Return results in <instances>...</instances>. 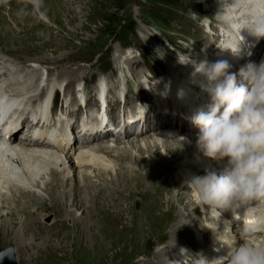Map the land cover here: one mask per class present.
<instances>
[{
    "label": "rangeland",
    "instance_id": "rangeland-1",
    "mask_svg": "<svg viewBox=\"0 0 264 264\" xmlns=\"http://www.w3.org/2000/svg\"><path fill=\"white\" fill-rule=\"evenodd\" d=\"M0 1H5L4 3H0V66L6 69H10V66L17 67L18 64L22 63V65L27 64V68L25 67L23 72H31V66H34L39 69L38 72H35L39 76L44 75L47 76V78L59 77L65 78V80L69 78L72 80L81 79L82 81L84 79L79 75L74 74V76L70 77L72 71L71 66L73 67L76 65L79 69H85L82 75L85 76L87 80H91L87 83L88 87L95 86L96 79L103 77L108 85H111V82L120 80V88L123 89L125 87L127 88L128 81L131 82V84L133 80L137 83L139 78L145 77L147 79L155 71H160L161 68L163 70L165 68L168 72V62L171 59L170 54L174 52L173 50L181 49L184 50V52L193 51L195 55L199 56V59H195L196 61L202 60L206 57L204 54L211 51L206 50L204 44L200 45V40L202 41L204 39L203 31L200 26V16L203 17L204 13L206 14V12L208 13L210 10L215 13L214 0H17L14 5L10 3L11 0ZM157 15L160 17H156ZM211 23L214 28L216 22L211 20ZM225 32L228 33L229 31L226 29ZM158 48L163 52V58L157 53L156 49ZM4 54L9 58L7 59ZM167 58H169V60ZM38 62L43 63L40 65ZM69 67L71 71H68ZM117 67H120L121 77L115 74V71L117 72ZM29 68L31 70H28ZM107 68H109V71H107ZM192 68L194 69L193 65L191 66V70H193ZM62 70H64L65 73H61L63 72ZM23 72H20L19 75L26 74V72ZM32 76L35 77V74L30 73V75L26 77H29L30 80ZM3 78L4 77H2V80ZM38 80L43 79L38 78ZM62 80L64 79H61V81ZM150 80L152 83L155 82L154 79ZM70 81L68 83H70ZM38 83L40 82H36L35 85H38ZM40 85L42 84L38 86ZM67 87L69 90L71 89L70 92L75 91L73 86L67 85ZM41 92L43 93V91ZM151 92L155 93L154 87L151 88ZM80 109H78V111ZM132 129L135 128L132 127ZM151 131H147L144 135L138 137L140 131L132 130L131 133L124 135L120 140L125 143L130 141V143L128 142L129 145L133 142L138 144L141 140L136 141L137 137L145 140L152 137V135L154 136L157 132L155 130ZM181 133L185 136H192V134H194L193 132L191 133V131H181ZM108 137L109 136L101 137L96 141L101 142L102 140L109 139V141L112 142V140L118 139ZM92 142H95V140ZM79 150L81 149H77L78 153ZM65 152L67 153V151ZM150 154V152H138L132 155L128 152L122 154V151H112L111 154L108 155L111 159L102 157L101 160L97 157V161L100 160L101 165H109L111 162H114L115 165H118L119 170L116 171V169H113L111 170L112 172L115 171V174L119 172L121 175L128 173L129 175V171L134 172L137 167L136 169L131 168L129 171H126L123 169L120 170L121 165L129 162L133 164L134 162V164L138 166L139 163H142L139 159L144 160L146 156L149 158ZM178 154H182L179 149H177L176 156H178ZM65 155H67V158L71 156H69V154ZM77 155L78 154H75V158L71 160L76 161ZM116 156H119L120 159ZM147 157L145 161L148 159ZM194 157L195 156H191L190 158L186 157L184 161L193 159ZM113 159H116L117 162ZM67 161L65 166H67ZM145 161L141 165L146 169L148 175L150 173L152 178L153 172L149 171L148 165H145ZM119 163L122 164L120 165ZM77 167L78 172L76 175H78L79 170L82 172L84 170L83 174L85 173V169L82 166L77 165ZM182 167L184 169H182ZM60 169L61 168H59V170ZM179 171H182V173L184 172V174L186 172L189 175H193L191 173L195 172L188 171L187 165L183 164L180 166ZM61 172L60 174H62ZM135 172H138V174L141 172L140 176H142V178H145L143 176L147 174L145 171ZM98 173V169L88 168L87 176L90 178L89 180L94 183L98 182L97 184L99 185L100 181L99 178H97L99 176ZM187 174L184 175L185 178H188L189 175ZM46 175L49 176V173L47 172ZM162 175L165 177L166 173ZM159 176L160 172H158L155 177L158 179ZM151 178L149 179L151 180ZM144 180L145 179L140 180L141 182L138 184V187L135 185L137 190L134 188L135 186H133L131 188L134 189H130L131 191L129 193L123 192L122 189L128 186L123 185L121 189L116 192L117 196L111 198L112 201L111 199L103 200V198H105L103 194L96 198L94 205L91 203L94 202V198L86 197L84 192L81 194V191L78 193L74 191L75 196L73 197L59 195L60 198L53 200L50 192H44L40 187L36 186V188L33 186L32 190L35 189L33 190L34 192L44 197L41 199L42 201L40 200L41 205L45 202H51L55 207H50L51 209H41L42 207L40 204H35L32 205L30 207L31 210H29L26 207L22 208L20 205L10 208L0 205V213L13 212L15 214L13 216L15 219L14 221L17 220L15 225H0V251L7 247H14L17 252L18 264H136L139 260L145 261L148 257H154L158 251L164 249L163 247L166 248L169 245V247L174 245L173 243L171 244L170 241L169 243L163 240L166 242L155 247L161 242L160 240L165 234L168 235L169 231L172 238L176 237L175 239L180 240V244H177V246H179L178 248L180 250L186 249L187 252L189 251L190 253H187L188 255L185 256L182 255L176 262L181 264L183 260L192 261L193 258L190 255L196 253L197 258H194L192 264H200L198 259L199 254H203L201 250L205 249V247L193 244L197 239L193 241L187 235L191 233V228L193 232H195L202 227L201 225L194 224V222L199 216H203V219L206 217L203 215L205 213L204 210L202 208H199L200 211L198 209V211L195 210L196 212H194L192 218L189 217V221H192L188 224L191 226L186 224L188 227H185L184 231L177 232L178 228L172 225L174 218L172 215H168L167 210L170 207L167 195L170 194V196L175 197L176 192H168L167 190L171 187L167 186V190L157 193L158 189L155 190L157 182L155 183V181H153V183L148 185L146 182L144 183ZM116 182L118 183V181ZM47 183L44 184L47 186ZM71 183L72 181H69V185ZM17 184L20 183L17 182ZM21 184H23L22 186H29L28 183V185L26 183ZM172 184H174V182ZM181 184L180 182V185ZM11 185L12 184L4 186L0 184V190L11 194L15 188ZM182 186L185 188L183 184ZM107 187L113 189L114 185L108 184ZM185 190L189 192L190 189L188 190V188H186ZM92 191L93 195L96 194V189ZM146 192H148V194H146ZM125 193V198H120V200L118 195L121 196ZM189 193L196 202L193 194L191 192ZM16 194L20 195L21 192L18 191ZM154 194L161 195L160 197L154 198L157 200V208L152 204H148L149 197L153 198L152 195ZM77 196L82 202L83 207L87 210L84 215L81 211L82 208H80L81 205L77 203ZM188 200L189 199H187V201L183 200V203L179 202V207L184 209V203H188ZM62 201L63 205L61 204ZM35 208L42 211H36ZM186 209L187 210L184 212L188 211V208ZM33 212L36 213V216L40 215V220L36 224L34 222L32 224L29 222L30 216L34 214ZM67 212L75 213V215L78 214L79 216L82 214L85 220L80 221L78 219L77 222H73L72 217H68ZM199 212H201V214H199ZM219 212L223 213L224 211L220 210ZM224 214L225 213H223V215ZM210 215L209 216L213 218L212 214ZM224 216L225 218L227 217L226 214ZM90 218L93 220H90ZM10 219L11 217L8 218L9 221ZM117 221L118 223H116ZM44 226L46 227L45 229ZM196 232L198 233V231ZM133 234L134 237H132ZM258 235L256 234L254 236ZM201 238L202 237H200V239ZM132 242L133 244H131ZM142 245H144V247H142ZM174 246L176 247V245ZM122 248L124 249L122 250ZM136 250L142 252L146 258H142L144 257L142 256L137 260L136 256L138 252ZM126 253L128 255H126ZM176 254L174 255L175 257ZM167 257L168 256H166V258ZM162 261H158L157 258L154 257V261H145L143 264H162ZM169 261L170 264H172V259Z\"/></svg>",
    "mask_w": 264,
    "mask_h": 264
},
{
    "label": "bare ground",
    "instance_id": "bare-ground-1",
    "mask_svg": "<svg viewBox=\"0 0 264 264\" xmlns=\"http://www.w3.org/2000/svg\"><path fill=\"white\" fill-rule=\"evenodd\" d=\"M4 2L5 1H0V3H4ZM208 14L210 15L211 20L213 22H216V23L218 22V19H217V16L215 13H208ZM236 15H237V13L233 9L228 10V14H227L226 19L228 22L229 21L231 22V25H234L236 23L235 22ZM216 23L214 25L215 27L213 28L216 31V33L214 34L213 37H215L217 35L218 29H217ZM224 25L227 26V30L229 31L230 29H228L229 28L228 23H224ZM230 37L232 39H234L235 35L233 33H231ZM207 39L211 40L210 37H207ZM232 39H230L229 41H231ZM203 53H204V51H203ZM41 63H43V62H38V64L42 65ZM26 65L27 64H25V66ZM28 65H30V64H28ZM191 66H192V64H191ZM31 67L30 68L32 69L33 73L39 71V69L37 67H34V66H31ZM30 68L28 70H31ZM71 68H72V71L70 70V67L68 68V71H71L70 77L74 76V74H76V75L81 76L82 79H84L82 81H85L86 77L82 75V73H83V71H85V69L84 70H83V68L79 69L78 67H76V65H74L73 67L71 66ZM19 69H20V67H19ZM129 69H130V67H129ZM0 71L2 72V73H0V76L6 74L7 71H13L15 74L14 77H12L11 80L8 82L9 86L11 88H15V89L10 90L11 92H9L8 90L5 89L6 93L8 92L10 95L22 96L23 92H24L23 88L29 87V89H30V88L34 87L35 83L37 82V79H38L37 78L36 80H33V79L29 80L28 77H26V76L30 75L29 72H27V71H24V72H26L25 75L24 74L19 75L18 74L19 73L18 67H15V66L14 67L10 66V69H6L5 67L0 66ZM62 71L63 72H61V73H65L64 70H62ZM51 73H52V71H51ZM78 73H80V74H78ZM141 75H143V74H141ZM16 76H17V78H16ZM61 79L65 80V78H59L58 77L57 81H61ZM68 80L69 81L71 80L70 83L67 84L69 86H73L77 81V80H72L70 78ZM46 81H47L46 82L47 87L52 82H54L52 77L47 78ZM165 82H166V89H168L170 92L175 91L177 93L178 90L183 89V87L177 88V87L173 86L169 78H166ZM26 84H27V86H24ZM155 84H154L155 88L158 92H162V90H164V87H162L161 84H157V83H155ZM125 88H123V89H125ZM47 89L48 88H43L42 91H43L44 95L47 93V91H46ZM70 90H69V92H70ZM43 93L42 92L31 93L29 95L27 101L28 102H34L36 100H39ZM119 100H120L119 97L118 98L115 97L114 104L118 105ZM91 101H92V98H91ZM132 101H133V99L129 98L128 102L131 103ZM77 102H78L77 97H74L73 104L77 105V108L75 109V111L81 112L83 107H81V105H78ZM96 102H97V100H95L94 102H91L89 104V106L96 105ZM78 109H80V110L78 111ZM23 110H26V109H23ZM71 112H72V110L69 111L70 115H71ZM23 120L25 122H29V112H24V119ZM58 120H60V119H58ZM175 120H177L179 123V119H177V117L173 118V119H169V118H164L163 116H159V119L155 122L152 120H151V122H148V119L145 120L144 122H141L140 120H136L132 124V126H129L125 129V132L119 133L118 136L112 138V139H116V138H118V139H116V140L110 139V140H112V142H110L109 139L102 140L101 142L96 141L97 139H100L102 135H105V134L89 135L87 133H83L84 137L80 136V138H87V139L82 141V143L78 142V144H80L79 146L76 145L77 143H72V144H70V146H69V144L67 146H63L62 144L58 143L55 149H45V148L37 149V148H35V146H39V147L49 146L46 141L30 142V141H23L22 139H20L17 142V135H16L14 137V142H13V144H14L13 150H15L13 153H16L18 158L21 160V165L19 168H17V170H21V169L22 170L19 172H13L12 176L13 177L17 176L18 179H13V177L12 178L11 177H3V178L0 177V184H2L4 186L12 184L11 186L15 187L11 194L10 193L8 194L7 192H2L0 190V205L3 207H8V208L13 207V206L17 207V205H20L22 208L26 207L29 210H31L30 207L32 205H35V204L41 205L40 200L44 197H42L41 195H38L36 192H34L33 190H35V189L32 190L33 186L40 187L42 189V191H44V192H47V193L50 192L51 193L50 195H52L53 200L54 199L57 200L58 198H60L59 195H63L64 197L65 196L66 197L67 196L73 197V196H75L74 191L76 193L81 191V194H82V192H84V195L86 197H93L94 198V202H91L94 205L96 198L99 196H102L103 194L105 195L104 196L105 198H103V200H107V199L110 200L111 198H113V196H117L116 192L119 191V189H121V187L123 185H128L127 187H125V189H122L123 192L125 191L126 193H129L131 191L130 189L136 188V190H137L138 184H140V182H141L140 180H142V179H145L144 183L146 182L148 185L153 183V181H155V183L157 182V187L155 189V190L158 189L157 193H159V192L161 193L163 190H167L166 189L167 186L171 187L167 190L168 192H171V193H173V191L176 192L175 197L170 196V194L167 195V200L170 203V207L167 210H168V215L169 216L172 215V217L174 218V221H172V225H174L175 227L178 228L177 232L184 231L185 227H188L186 224L191 223L192 220L189 221L190 220L189 217L192 218V216L194 215V212L198 211L199 208H202L204 210L205 213L203 215L206 216V217L204 216L206 219L205 218L203 219V216H199V218H196V220L194 222V224H198V225L202 226L199 230L195 229L196 231H198V233L196 231L193 232V230L191 228V233H188V235H187L193 241H195L197 239L193 244L200 245V247L201 246L205 247V249H203V250L200 249L201 251H203V254L202 255L199 254V258H198L199 263L204 262V264H206V261L204 259H206L207 261H212V260H214L220 256L226 255V253H227L226 250H228V249H227V246H222V243H224V244H229V243H233V242L238 243V242H240V238L243 235L240 231V227H239L238 222L233 219V214L231 211H224L223 212L227 216L225 218V216H224L225 214L223 215L222 212H219L220 211L219 209H218L219 210L218 211L217 209L215 210L214 208H209L206 205H200V204L196 203L192 199V197L190 196V193L185 190L188 186H187V179L185 178L184 175H186L187 173L185 172V174H184V172L182 173V171H179V170H180V166L182 164L183 165L187 164L189 171L190 170H196V172L191 173V174H193L191 176L189 174H187L190 176V179H191L195 175L203 176L205 174L206 169H212L214 171H219V169H221L220 171H223L227 161L226 160L218 161V160H213V159H210L208 157H205L200 152V150L197 146V134H195V135L192 134V136H190V135L185 136L181 133V131L188 132V131H191L194 129V126L191 125V122H185L183 125L178 127V123H175ZM36 125H40L42 128H45V127H48L50 124L48 123V121H43L39 118L35 123H29L26 131H29L33 126H36ZM132 127H134L135 129H132ZM132 130H139L140 131L138 137H140V135H144V133L147 131L155 130L157 132L154 134V136L152 135V137L147 138L145 140L143 138L142 139L138 138L136 135V137H137L136 141L141 140V142H139L138 144L133 142L131 145H129L128 142L130 143V141H128L127 143L121 142V140H120L121 137H123L126 134L131 133ZM133 135H135V134H133ZM127 138H129V137H127ZM94 140H95V142H92ZM74 141H76V136L74 138ZM133 141H135V140H133ZM89 142H91V143H89ZM175 147L177 149H179V151L182 154H178V156H176L177 149ZM66 149H68L67 153L65 152ZM77 149H81V150H79V153L77 152ZM191 149H194V150H191ZM112 151H122V154H125V152H128V153H131L132 155L133 154L135 155V153H138V152H141V153L142 152L143 153L150 152L151 154L149 155V158L146 156L148 158L146 161H145L146 157L144 158V160H141V159H139V160L142 161L141 164H143L145 161V165H148L149 171L153 172L152 178L150 176V173L148 175L146 169L140 163L139 164L137 163L139 166L138 167L136 164H134V162L132 164L131 162L124 163L122 161L124 164L121 163L122 164L121 165L119 163L121 165L120 170L123 169V170L129 171L131 168L136 169V167H137V169L135 171H145L147 173V174H144V176H143L145 178H142V176H140L141 172H139V174H138V172H135V171L134 172L129 171L130 172L129 175H128V173H124V175H121V174H119V172H116V174H115L114 173L115 171L112 172L111 169L109 168V165H107V164L101 165V163L97 161V157H99L101 160H102V157H106V158L111 159V157H109L108 155L111 154ZM72 152H73V154L71 155L70 153H72ZM62 154L64 155V159H63ZM65 154H69V156L70 155L71 156L69 158H67L66 157L67 155H65ZM75 154H78V155L76 157V161H73L71 159L75 158ZM119 156H116V157H118V159H120ZM191 156H195L196 158L194 157L193 159L184 161V159L186 157L190 158ZM116 159H113V160H116ZM175 159H179V160H175ZM117 160H116V162H117ZM66 161H67V166H65ZM119 162H120V160H119ZM43 163H47L48 165L45 167H42V166H44ZM77 165L82 166L85 169L84 174H83L84 170H83V172L79 170L78 175H76V173L78 172ZM55 167H56V169H55ZM82 167H79V168H82ZM85 167H87V168H85ZM117 167H118V165H117ZM59 168H61V169L59 170ZM88 168L98 169L99 176L97 178H99V181H100L99 185L97 184L98 182L94 183L93 181L89 180L90 178H88V176H87L88 175ZM113 169L114 168H112V170ZM182 169H184V168L182 167ZM45 172L46 173L48 172L49 176L46 175ZM60 172L62 174H60ZM158 172H160V176L157 179L155 176H157ZM163 173H166L165 177H163V175H162ZM149 178H151V180ZM14 180H17L16 183L13 182ZM18 181L22 182V183L27 182L29 184V186H22L23 184H21V183H20L21 185L17 184ZM69 181H72V183L70 185H69ZM116 181H118V183ZM173 182H174V184H172ZM180 182L185 186V188L182 186V184L180 185ZM44 183L45 184L47 183L48 185L46 186ZM108 184L114 185V188L109 189L107 187ZM129 185H131V186H129ZM133 186H135V187L131 188ZM158 186H159V188H158ZM95 189H96V194L93 195L92 190L95 191ZM18 191L21 192L20 195L16 194V192H18ZM126 193L122 194L121 196L118 195L119 199L120 198L124 199L125 198L124 195H126ZM146 194H148V192H146ZM146 194H145V197H146ZM152 196H153V198L149 197L148 204H152L155 208H157L158 207L157 200L154 198L160 197L161 195L160 194H154ZM164 197H165V194H164ZM146 199H147V197H146ZM187 199H189V200H188V203H186V202L184 203L185 208L184 209L180 208L178 203L179 202L183 203V200L187 201ZM77 200H78L77 203L81 205L80 208H82L81 211L83 212L82 214L84 215L85 211H87V210H86V208L83 207V204L80 201V199L78 198V196H77ZM58 201L61 202L60 200H58ZM84 201H86V200H84ZM111 201H112V199H111ZM147 201H148V199H147ZM1 202H2V204H1ZM255 203H261L264 207V198H261L260 201H257ZM61 204L63 205V201ZM90 205H92V204H90ZM177 205H178V207H177ZM41 207H42L41 209H43V208L48 209L50 207H55V206L51 202H45V203H42ZM110 207H111V205H110ZM150 207H151V205H150ZM150 207H148V208H150ZM186 208H188V211L184 212L185 210H187ZM32 209H34V208H32ZM35 209H36V211L40 210L38 208H35ZM40 211H42V210H40ZM49 211H51V210H49ZM130 211H132V210H130ZM262 212H263V216H264V210ZM33 213L34 214L31 213L32 216H30L29 222L31 224L33 222L36 224L40 220L39 219L40 215L36 216L35 215L36 213L35 212H33ZM202 213H203V211H202ZM82 214H80V216H79L78 214L75 215V213L73 214V213L67 212L68 217H72L73 222L74 221L77 222L78 219L80 221L85 220L82 217ZM199 214H201V212H199ZM210 214H212L213 218L210 217L211 216ZM14 215L15 214L13 212L0 213V225H5V226L10 225V224L15 225L17 220L14 221L15 220L13 218ZM156 216H158V215H156ZM10 217H11V219L9 221L8 218H10ZM57 217H58V215H57ZM89 217H91V216H89ZM160 217H161V215H160ZM91 219L92 218H90V220ZM116 223H118V221ZM138 225H136V226H138ZM188 225L191 226L190 224H188ZM30 226H32V225H30ZM33 226H34V224H33ZM148 228H149V226H148ZM133 230H134V228H133ZM258 233H260V235L257 234L258 236H252V235H246V236L249 240H251L255 244H264V235H263L264 233H261V232H258ZM134 234L132 235V237H134ZM136 235H137V233H136ZM170 236H171L170 232L168 231V235L165 234L164 237L161 238V240H160L161 242L159 241L160 243L155 246V247H158L166 241L167 242L170 241L171 244L173 243L174 245H176V247L174 245H171V247H169L170 246L169 245L166 248L163 247L164 249L158 251L155 254L154 257H156L158 261H162V259H163L162 264H170L169 260H171V259H172V261H171V263H172L175 258H177V259L180 258V257L174 256L176 254V252H177V254L182 253V251L178 248L179 246H177V244H180V240L175 239L176 237L172 238V236L171 237ZM211 236H213V237H211ZM262 236H263V238H262ZM120 237H122V236H120ZM200 237H202V238L200 239ZM185 239H187V238H185ZM133 240H134V238H133ZM147 240H148V238H147ZM163 240H166V241H163ZM131 244H133V242ZM134 246H135V244H134ZM192 246H194V245H192ZM142 247H144V245H142ZM152 248H154V247H152ZM123 249L124 248H122V250ZM133 249H136V248H133ZM217 249H219V250H217ZM154 253H155V251H154ZM186 253H189V251ZM126 255H128V254L126 253ZM142 256H144L142 254V252H138L137 256H136L137 260H138V258H140ZM166 256H168V257L166 258ZM190 256H192L193 261H194V258L195 259L197 258L196 253H193ZM154 257H151V258L148 257L145 261H149V260L154 261ZM142 258H146V256H144ZM188 259H189V257H188ZM145 261L139 260L136 262V264H143V262H145ZM190 261L189 260L188 261L183 260L181 264H191Z\"/></svg>",
    "mask_w": 264,
    "mask_h": 264
},
{
    "label": "clouds",
    "instance_id": "clouds-1",
    "mask_svg": "<svg viewBox=\"0 0 264 264\" xmlns=\"http://www.w3.org/2000/svg\"><path fill=\"white\" fill-rule=\"evenodd\" d=\"M220 4L216 16L223 19L233 9L240 27L232 29L231 22H226L237 37L235 46L218 47L238 54L245 30L264 38V0H220ZM156 51L163 58V52L159 48ZM187 62L193 64L194 78L204 77L200 86L210 96V102L191 116V123L199 129L198 148L205 157L227 161L219 174L206 169L203 176L187 181L190 192L198 204L223 211L260 201L264 198V60L248 63L238 74L229 71L231 65L226 60ZM222 246H227L226 255L212 261L204 259L206 264H264V244H255L246 235L238 243Z\"/></svg>",
    "mask_w": 264,
    "mask_h": 264
},
{
    "label": "water",
    "instance_id": "water-1",
    "mask_svg": "<svg viewBox=\"0 0 264 264\" xmlns=\"http://www.w3.org/2000/svg\"><path fill=\"white\" fill-rule=\"evenodd\" d=\"M0 257H3L0 264H18L17 252L14 247H7L1 250Z\"/></svg>",
    "mask_w": 264,
    "mask_h": 264
},
{
    "label": "trees",
    "instance_id": "trees-1",
    "mask_svg": "<svg viewBox=\"0 0 264 264\" xmlns=\"http://www.w3.org/2000/svg\"><path fill=\"white\" fill-rule=\"evenodd\" d=\"M156 17H160V16L157 15Z\"/></svg>",
    "mask_w": 264,
    "mask_h": 264
},
{
    "label": "snow or ice",
    "instance_id": "snow-or-ice-1",
    "mask_svg": "<svg viewBox=\"0 0 264 264\" xmlns=\"http://www.w3.org/2000/svg\"><path fill=\"white\" fill-rule=\"evenodd\" d=\"M254 223V222H253Z\"/></svg>",
    "mask_w": 264,
    "mask_h": 264
}]
</instances>
